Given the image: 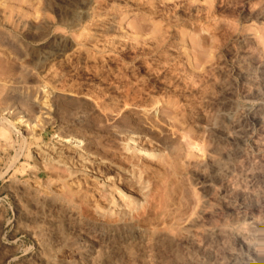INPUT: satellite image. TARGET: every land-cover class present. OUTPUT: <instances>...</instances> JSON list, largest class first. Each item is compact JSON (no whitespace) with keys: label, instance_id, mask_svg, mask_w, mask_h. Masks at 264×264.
I'll return each instance as SVG.
<instances>
[{"label":"rangeland","instance_id":"obj_1","mask_svg":"<svg viewBox=\"0 0 264 264\" xmlns=\"http://www.w3.org/2000/svg\"><path fill=\"white\" fill-rule=\"evenodd\" d=\"M245 57L264 63V0H0V264H39L32 217L49 209L25 193L61 195L71 169L99 173L46 164L40 150L98 157L107 173L130 165L129 134L144 137L154 155L140 165L156 163L168 193L145 225L178 241L119 264H262L234 233L203 237L213 224L264 228V122L249 95L264 94V71L248 80ZM229 103L235 125L217 115Z\"/></svg>","mask_w":264,"mask_h":264},{"label":"bare ground","instance_id":"obj_2","mask_svg":"<svg viewBox=\"0 0 264 264\" xmlns=\"http://www.w3.org/2000/svg\"><path fill=\"white\" fill-rule=\"evenodd\" d=\"M50 52L52 51L50 50L48 53ZM248 58L240 59L241 73L248 80H254L257 77V72L264 71V63L251 65ZM249 95L253 96L259 103L258 114L255 115L257 121L264 122V94L251 91ZM40 108L43 107L40 106ZM236 112L235 104L229 103L217 115L222 116L224 121L235 125L239 122V119L235 117ZM216 117L210 118L209 124L211 126L218 124L219 119ZM143 138L141 135H127L123 141V148L132 152V154H127V163L130 162V165L126 167L117 165L116 169L107 173L103 170L105 167H102L108 164H104V161L98 157L91 158L84 156L85 154H65L62 147L58 148L55 159H52L48 156L47 150H40L46 164L53 163L55 167L62 170L66 168L67 163L69 166L71 164L80 166L89 164L94 165L95 171L97 170L99 173L87 177V168L71 169L72 171L67 173V179L61 185L63 188L61 195L40 192L39 189L25 193L28 197H26V201L32 203L33 208H36L41 215H43L44 210L49 209L46 217L42 216L41 219L34 218L28 213L32 220L34 219L33 236H37L40 250L37 258L39 264H119V258L129 257L132 253L138 258H142L148 245L159 237H166L172 242V247L175 246L178 236L172 237L170 234L152 229L156 227L154 226L156 224L152 228L148 224L145 225L146 220L160 216L165 204H167L166 202H168L166 200L168 193L164 187L166 182H164V178L162 179L163 176L160 175L159 169H156L157 164L147 160L144 162V167L141 166L142 164L140 165L142 159L145 160L154 155L149 149L141 145ZM144 141L146 140L144 139ZM111 165L116 164L111 163ZM84 179L85 181H83ZM90 202L93 204V213L92 210L90 211L92 213L90 215H93L91 217L89 212L84 214L85 207L88 206L86 203ZM52 210L54 217H50ZM159 228L157 226L156 229ZM231 233L237 235L247 246L254 259L264 264V228L256 226L252 221L245 222L240 226L213 224L204 232L203 237H222ZM168 237L170 238L168 239ZM183 238L192 240L188 231L185 235H179V239L182 240ZM167 240L165 241L167 242ZM153 243L156 245L155 242ZM63 247L72 251L74 257L56 258V253L58 254ZM158 247L160 248V245ZM248 263L254 264L253 261Z\"/></svg>","mask_w":264,"mask_h":264}]
</instances>
